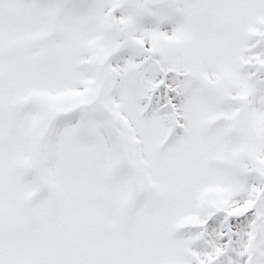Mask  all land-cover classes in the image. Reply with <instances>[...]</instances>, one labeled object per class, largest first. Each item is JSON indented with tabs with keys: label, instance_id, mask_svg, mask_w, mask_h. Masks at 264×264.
I'll return each mask as SVG.
<instances>
[{
	"label": "snow or ice",
	"instance_id": "snow-or-ice-1",
	"mask_svg": "<svg viewBox=\"0 0 264 264\" xmlns=\"http://www.w3.org/2000/svg\"><path fill=\"white\" fill-rule=\"evenodd\" d=\"M0 264H264V0H0Z\"/></svg>",
	"mask_w": 264,
	"mask_h": 264
}]
</instances>
